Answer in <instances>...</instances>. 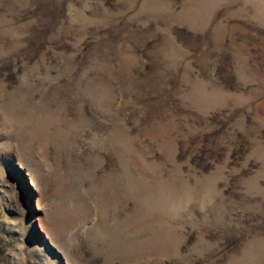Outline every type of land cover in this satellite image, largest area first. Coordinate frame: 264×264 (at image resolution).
Instances as JSON below:
<instances>
[{
	"label": "rangeland",
	"instance_id": "374dc122",
	"mask_svg": "<svg viewBox=\"0 0 264 264\" xmlns=\"http://www.w3.org/2000/svg\"><path fill=\"white\" fill-rule=\"evenodd\" d=\"M0 264H264V0H0Z\"/></svg>",
	"mask_w": 264,
	"mask_h": 264
}]
</instances>
